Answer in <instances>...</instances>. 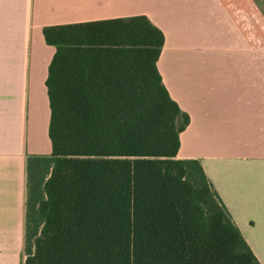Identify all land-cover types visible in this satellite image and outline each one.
<instances>
[{
    "label": "trees",
    "instance_id": "obj_1",
    "mask_svg": "<svg viewBox=\"0 0 264 264\" xmlns=\"http://www.w3.org/2000/svg\"><path fill=\"white\" fill-rule=\"evenodd\" d=\"M49 157L27 159L23 264H259L197 160L145 16L46 26Z\"/></svg>",
    "mask_w": 264,
    "mask_h": 264
},
{
    "label": "crops",
    "instance_id": "obj_2",
    "mask_svg": "<svg viewBox=\"0 0 264 264\" xmlns=\"http://www.w3.org/2000/svg\"><path fill=\"white\" fill-rule=\"evenodd\" d=\"M196 0H0V264H23L27 159L49 157L45 81L55 52L42 29L145 16L164 35L162 83L190 122L179 160H197L264 264V58L223 9L225 46L204 38ZM211 28L213 18L207 19ZM208 24V23H207ZM222 52V58L211 53Z\"/></svg>",
    "mask_w": 264,
    "mask_h": 264
},
{
    "label": "rangeland",
    "instance_id": "obj_3",
    "mask_svg": "<svg viewBox=\"0 0 264 264\" xmlns=\"http://www.w3.org/2000/svg\"><path fill=\"white\" fill-rule=\"evenodd\" d=\"M193 0H187L191 3ZM222 6L234 17L236 25L243 29L244 36L249 41L251 58H264V0H218ZM194 11L203 16L202 33L204 38H209L210 42L217 47L225 46V29L219 17L215 15L223 14V9L218 6L216 0H196ZM213 18L211 28L207 19ZM208 23V24H207ZM211 58H222V52L211 53Z\"/></svg>",
    "mask_w": 264,
    "mask_h": 264
}]
</instances>
